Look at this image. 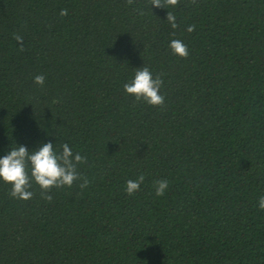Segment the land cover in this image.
Masks as SVG:
<instances>
[{
  "label": "trees",
  "instance_id": "16d2710c",
  "mask_svg": "<svg viewBox=\"0 0 264 264\" xmlns=\"http://www.w3.org/2000/svg\"><path fill=\"white\" fill-rule=\"evenodd\" d=\"M151 4L0 0V154L67 143L88 180L0 183V264H264V0ZM142 66L161 105L123 91Z\"/></svg>",
  "mask_w": 264,
  "mask_h": 264
},
{
  "label": "clouds",
  "instance_id": "9594fccd",
  "mask_svg": "<svg viewBox=\"0 0 264 264\" xmlns=\"http://www.w3.org/2000/svg\"><path fill=\"white\" fill-rule=\"evenodd\" d=\"M177 0H166L169 6H174ZM152 7H162L161 0H152ZM66 9L60 10L63 16ZM166 20L170 27H176V17L171 11L167 12ZM193 26L189 25L187 31H192ZM17 40L20 37H16ZM171 52L178 57L188 55L187 45L180 39H172L168 45ZM43 74L33 77V82L37 85L44 84ZM162 80L159 75L147 66L136 68L130 80L122 85L125 95L133 97L135 100H142L151 106L161 105L164 101L160 93ZM51 140L38 141L36 146L27 147L24 144H15L8 151L0 154V183L10 185V195L15 199L27 200L33 195L31 186L34 184L40 189V194L45 200H51L49 190L52 188L70 187L78 178L81 180L80 187L84 188L88 184L87 178L81 177L77 171V165L83 163L85 157L79 151H74L67 143L60 145L58 151ZM144 176L141 174L135 179L125 181L124 191L127 195H132L138 191ZM168 187V181L161 179L154 182V193L157 197L164 194ZM259 210H264V195L257 200Z\"/></svg>",
  "mask_w": 264,
  "mask_h": 264
}]
</instances>
